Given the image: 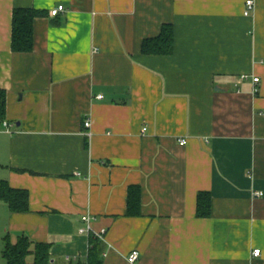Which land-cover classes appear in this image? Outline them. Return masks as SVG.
I'll return each mask as SVG.
<instances>
[{"label": "crops", "instance_id": "crops-1", "mask_svg": "<svg viewBox=\"0 0 264 264\" xmlns=\"http://www.w3.org/2000/svg\"><path fill=\"white\" fill-rule=\"evenodd\" d=\"M253 1L245 17L246 0H0V180L29 196L26 213L0 202L1 251L3 236L25 235L57 264L84 259L90 215L106 231L103 264H131L132 251L133 264H264V0ZM20 6L47 13L29 53L10 48ZM164 24L171 54H142Z\"/></svg>", "mask_w": 264, "mask_h": 264}, {"label": "trees", "instance_id": "trees-1", "mask_svg": "<svg viewBox=\"0 0 264 264\" xmlns=\"http://www.w3.org/2000/svg\"><path fill=\"white\" fill-rule=\"evenodd\" d=\"M44 11L36 8L16 7L11 15L10 48L14 53H29L33 49V22L38 17L46 16ZM174 28L172 24H164L159 34L143 40L140 50L144 55L166 56L171 54L174 45ZM6 94L0 90V128L5 119ZM28 192L24 189L11 188L0 180V202L6 204L8 210L14 213L29 212ZM140 199L138 189L130 187L127 196V214L138 215ZM211 215V196L208 192H199L196 199V216L208 218ZM1 257L5 264H57L50 255V246L45 243L31 241L25 235H19L15 241L9 235L2 238ZM88 252L84 259L66 261L64 264H103L104 242L94 234L88 235Z\"/></svg>", "mask_w": 264, "mask_h": 264}, {"label": "built area", "instance_id": "built-area-1", "mask_svg": "<svg viewBox=\"0 0 264 264\" xmlns=\"http://www.w3.org/2000/svg\"><path fill=\"white\" fill-rule=\"evenodd\" d=\"M254 10V1L253 0H246L245 2V8H244V12L243 15L245 17L250 16L253 13ZM64 11V7L62 5H58L56 8L50 10V16L54 17L57 16L58 13ZM258 78H253V82L256 83L258 82ZM254 91H256V89H254ZM99 99L102 98L101 95L98 96ZM3 127L6 128V131L9 132V124L2 122ZM84 126L89 128L90 127V121L86 120L84 122ZM180 144H185V140H180L179 141ZM254 196H261L262 193L261 192H254L253 193ZM82 221L84 222L85 226L81 229H79V233L80 234H94L96 237H98L99 239H101V241L103 240V236L105 234V229H101V231L97 232V233H93L92 229H91V222H92V217L90 215H83L82 216ZM260 250L259 249H254L252 251V257H259L260 256ZM138 259V252L137 251H132L128 257H127V261L131 264L135 263ZM70 259H67V261H69Z\"/></svg>", "mask_w": 264, "mask_h": 264}, {"label": "rangeland", "instance_id": "rangeland-1", "mask_svg": "<svg viewBox=\"0 0 264 264\" xmlns=\"http://www.w3.org/2000/svg\"><path fill=\"white\" fill-rule=\"evenodd\" d=\"M0 246H1V241H0ZM3 246V244H2ZM0 264H5L3 258L1 257V247H0Z\"/></svg>", "mask_w": 264, "mask_h": 264}]
</instances>
